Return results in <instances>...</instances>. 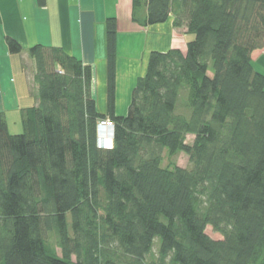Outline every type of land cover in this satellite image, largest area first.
Here are the masks:
<instances>
[{
  "label": "trees",
  "instance_id": "1",
  "mask_svg": "<svg viewBox=\"0 0 264 264\" xmlns=\"http://www.w3.org/2000/svg\"><path fill=\"white\" fill-rule=\"evenodd\" d=\"M171 17L193 37L185 52L150 53L126 115L116 112V18L105 24L106 114L92 65L29 49L39 104L23 110L20 133L0 111V264H264V73L252 60L264 49V0H133L140 25ZM107 118L111 149L98 146ZM166 152L190 166H165Z\"/></svg>",
  "mask_w": 264,
  "mask_h": 264
},
{
  "label": "crops",
  "instance_id": "2",
  "mask_svg": "<svg viewBox=\"0 0 264 264\" xmlns=\"http://www.w3.org/2000/svg\"><path fill=\"white\" fill-rule=\"evenodd\" d=\"M133 0H0V111L9 131L20 133L22 112L39 104L36 65L29 49L34 45L60 47L93 66V96L100 113L108 109L106 20L117 19L116 112L126 114L138 78L147 71L152 51L177 48L183 52L193 35L166 23L143 26L132 19ZM144 14L142 16L144 17ZM7 37L23 51H9ZM255 67L264 73V49L252 54ZM13 116H18L13 122ZM17 127H12L13 125Z\"/></svg>",
  "mask_w": 264,
  "mask_h": 264
},
{
  "label": "rangeland",
  "instance_id": "3",
  "mask_svg": "<svg viewBox=\"0 0 264 264\" xmlns=\"http://www.w3.org/2000/svg\"><path fill=\"white\" fill-rule=\"evenodd\" d=\"M126 114H127V112H126ZM126 114H123V115H126ZM17 118H18V116H16V117L13 116V118H12L13 122H14V120L16 121ZM12 127H17V125L15 124ZM22 130H23V128H22ZM22 130H21V132H22ZM193 140H194V136L193 135H188L187 142L188 143H192ZM102 144H104V143H102ZM102 144H99V145H102ZM171 161L176 162V164H178L179 166L184 167V168H187V167L190 166V163L188 162L189 161L188 156L186 154H184V153H181V154L177 155L174 158H170L168 156L167 152L164 153V165L165 166L170 165ZM206 233L213 239H222L223 238L222 235H220L219 233L215 232L213 230V228L210 227V226L207 227ZM50 242H51L52 245L57 247L58 253H59V255H61V249L58 248L57 242H56V238L54 236H52L50 238ZM155 243H156V245L154 246V250H153V254L155 255L154 257H156L157 253H158L159 239H156Z\"/></svg>",
  "mask_w": 264,
  "mask_h": 264
},
{
  "label": "built area",
  "instance_id": "4",
  "mask_svg": "<svg viewBox=\"0 0 264 264\" xmlns=\"http://www.w3.org/2000/svg\"><path fill=\"white\" fill-rule=\"evenodd\" d=\"M98 124V146L107 148L112 145H107V142H113L114 138V124L110 119H103ZM104 143V144H102ZM102 144V145H99Z\"/></svg>",
  "mask_w": 264,
  "mask_h": 264
},
{
  "label": "bare ground",
  "instance_id": "5",
  "mask_svg": "<svg viewBox=\"0 0 264 264\" xmlns=\"http://www.w3.org/2000/svg\"><path fill=\"white\" fill-rule=\"evenodd\" d=\"M107 145H112V144H111V142H107ZM113 146H114V140H113ZM101 148H103V147H101Z\"/></svg>",
  "mask_w": 264,
  "mask_h": 264
},
{
  "label": "clouds",
  "instance_id": "6",
  "mask_svg": "<svg viewBox=\"0 0 264 264\" xmlns=\"http://www.w3.org/2000/svg\"><path fill=\"white\" fill-rule=\"evenodd\" d=\"M111 144H113V142L111 141ZM113 147V145L112 146H110V147H107V148H109V149H111Z\"/></svg>",
  "mask_w": 264,
  "mask_h": 264
}]
</instances>
